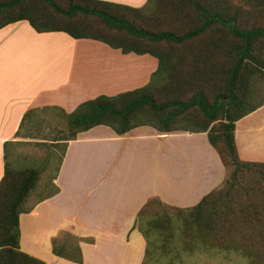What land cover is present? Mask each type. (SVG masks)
I'll return each mask as SVG.
<instances>
[{
	"label": "trees",
	"instance_id": "trees-1",
	"mask_svg": "<svg viewBox=\"0 0 264 264\" xmlns=\"http://www.w3.org/2000/svg\"><path fill=\"white\" fill-rule=\"evenodd\" d=\"M148 0L135 9L99 0H0V29L27 21L37 33L63 32L122 53L148 54L158 60L155 78L143 88L113 97L98 96L72 113L57 112L66 143L96 126L123 135L140 126L162 133H206L225 169L223 182L183 210L188 226L211 235L219 249L240 254L246 264H264V163L243 161L235 145V123L263 102L264 0ZM261 76V98L250 104ZM27 112L21 123L32 116ZM63 152V153H64ZM0 181V264H46L20 250L19 216L39 173L15 170L7 159ZM62 161V159H61ZM150 200L138 214L139 229ZM148 230L160 228L152 216ZM78 239L71 257L59 238L57 257L82 263Z\"/></svg>",
	"mask_w": 264,
	"mask_h": 264
},
{
	"label": "crops",
	"instance_id": "crops-1",
	"mask_svg": "<svg viewBox=\"0 0 264 264\" xmlns=\"http://www.w3.org/2000/svg\"><path fill=\"white\" fill-rule=\"evenodd\" d=\"M99 1L135 9L148 4ZM157 69L151 55L124 54L63 32L37 33L27 21L1 28L0 181L5 144L7 152L21 139L27 112L55 108L70 114L98 96L145 87ZM234 138L241 160L264 163V85L262 104L235 123ZM224 176L206 133L140 126L117 135L96 126L66 143L51 189L19 216L20 250L46 264H78L52 253V241L69 232L93 241L79 242L81 264H141L146 241L138 214L144 206L156 199L168 207L191 208Z\"/></svg>",
	"mask_w": 264,
	"mask_h": 264
},
{
	"label": "rangeland",
	"instance_id": "rangeland-1",
	"mask_svg": "<svg viewBox=\"0 0 264 264\" xmlns=\"http://www.w3.org/2000/svg\"><path fill=\"white\" fill-rule=\"evenodd\" d=\"M230 1L232 9L245 10L240 0ZM150 7L148 5L145 11ZM21 53L19 50L15 59ZM158 80V76L153 78V82ZM256 83V93L250 103L252 105L257 104L261 98V76L258 75ZM59 121L55 111L45 108L35 111L22 128L21 139L7 150L12 168L34 169L39 173L37 184L29 193L24 209H28L51 189V180L61 163L65 148L64 141H54L66 135L58 133L62 129ZM145 214L140 222V227L142 225L145 230L143 232L139 229L146 241L141 264H246V259L240 254L219 249L211 235L200 231L196 226H188L187 214L183 210L154 202L147 207ZM152 216L161 227L148 230L147 222ZM76 242L78 238L71 237L69 232H63L59 236V243L66 246L65 254L69 257L71 246Z\"/></svg>",
	"mask_w": 264,
	"mask_h": 264
},
{
	"label": "bare ground",
	"instance_id": "bare-ground-1",
	"mask_svg": "<svg viewBox=\"0 0 264 264\" xmlns=\"http://www.w3.org/2000/svg\"><path fill=\"white\" fill-rule=\"evenodd\" d=\"M95 82V81H94Z\"/></svg>",
	"mask_w": 264,
	"mask_h": 264
}]
</instances>
